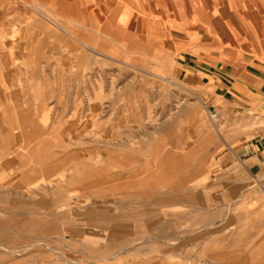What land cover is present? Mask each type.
<instances>
[{
	"label": "rangeland",
	"instance_id": "1",
	"mask_svg": "<svg viewBox=\"0 0 264 264\" xmlns=\"http://www.w3.org/2000/svg\"><path fill=\"white\" fill-rule=\"evenodd\" d=\"M18 1L0 2V80H41L40 151L0 134V264H264V185L227 162L236 119L177 54L128 37V9L103 37L95 14Z\"/></svg>",
	"mask_w": 264,
	"mask_h": 264
},
{
	"label": "crops",
	"instance_id": "2",
	"mask_svg": "<svg viewBox=\"0 0 264 264\" xmlns=\"http://www.w3.org/2000/svg\"><path fill=\"white\" fill-rule=\"evenodd\" d=\"M46 2L57 5L60 13L74 21L92 22L95 14L102 28L99 35L103 37L118 35L119 16L125 9L130 10L123 27L125 34L136 43L144 42L168 54H177L183 76L188 79L185 81L201 91L204 102L220 118L236 119L235 136L222 149H216L230 152L229 164H243L255 176L254 180L264 185V0H37L36 3L42 7ZM41 7L37 9L40 15L44 14ZM91 27L90 24L85 29ZM12 53H20L28 69L33 54L39 63L40 44L32 48L26 40L17 43ZM8 54L6 58L0 57L5 67ZM41 86V80L28 77L0 80V134L20 135L21 145L29 151H40ZM222 157L225 156L216 159Z\"/></svg>",
	"mask_w": 264,
	"mask_h": 264
}]
</instances>
